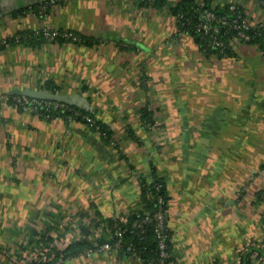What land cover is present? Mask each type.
Here are the masks:
<instances>
[{"label":"crops","instance_id":"0c3cea01","mask_svg":"<svg viewBox=\"0 0 264 264\" xmlns=\"http://www.w3.org/2000/svg\"><path fill=\"white\" fill-rule=\"evenodd\" d=\"M41 1L0 0V43L13 41L0 44V95L61 97L94 115L113 139L0 100V264L39 246L48 255L64 250L59 224L67 223L72 241L107 231L109 219L140 208L154 173L165 180L179 264H264L258 46L232 37L229 53H207L155 0H66L46 13ZM211 2L237 3L264 26V0ZM42 28L82 40L15 42ZM144 106L151 121L141 118ZM63 264L139 263L109 252Z\"/></svg>","mask_w":264,"mask_h":264},{"label":"built area","instance_id":"2783aa9c","mask_svg":"<svg viewBox=\"0 0 264 264\" xmlns=\"http://www.w3.org/2000/svg\"><path fill=\"white\" fill-rule=\"evenodd\" d=\"M63 1L66 0H44L38 3L37 8L41 13H46L51 6ZM29 10L34 12L35 8L33 6H30ZM198 13L200 20L196 24V31L201 32L205 35H210L212 37L210 42L213 48L217 49L218 54L226 53L228 48V43L224 39L218 37L221 28H226L232 30L235 33V38L239 41H251L254 36H261V40L254 44L258 46L259 52L264 56V26L262 24L251 23L248 20L246 14H244V11L241 10L240 6L237 3H231L229 7V13H225L216 11L211 7H208L206 3L201 0ZM180 33L186 34L185 30L180 31ZM32 34L49 40L55 39L60 35L68 38V42H81L82 40V38L74 35L67 30L64 31L42 28L40 30H35ZM24 37L25 35H16L15 42H21L22 38ZM11 43H13V41H3L0 44H4L7 46L11 45ZM13 98L19 104L23 105L24 108L29 112L40 113L45 118H51L54 115H59L67 120H77L76 115H81L79 111L74 110L72 107H70V103L49 99H40L37 97H30L26 95H15L13 96ZM0 100L8 101L10 100V95L1 94ZM67 111H73V113L65 117L63 114ZM82 118L85 119V123L89 127L95 129L102 137L106 138V133L102 130L101 125L96 121L95 118L91 117L90 115H83ZM148 182L153 183V180H150ZM145 184L146 183L144 182L143 185L145 186ZM154 187L157 189L161 188V184L155 183ZM147 195L150 196L149 193ZM158 203L159 207L153 213L152 217L144 216L141 219L134 220L130 224L128 221V216L113 217V225H109L107 231L103 232L100 230L98 234L90 239V242L93 246H90L86 249V256L109 252L117 255L123 252L126 255L129 254V259L139 264H179V257L177 256V253L174 250L175 248H173L172 245L173 234L165 219L166 210L164 208L165 204L163 205V203H165L163 196L158 195ZM149 221H152L155 225V240L158 252L155 259L146 260L131 243L127 244L125 234L128 231H131V233H133L135 232V230H140V232L138 233V238L143 239L145 233V223H148ZM66 225L67 223H63L62 225L59 224L63 235L60 236L58 234V239L59 242L65 243V246L67 247L72 242V240L71 237H68L70 233L69 231H66ZM99 238H103L105 239V241L99 243ZM247 248L248 246L240 248L239 256H243ZM56 250H58L57 247ZM48 252H51L50 248L47 247L45 249L39 246L27 251L21 260L11 258L9 264H45L53 260L55 257V252L51 255H48ZM66 260L67 259L64 260V258L60 257L55 261L54 264H63Z\"/></svg>","mask_w":264,"mask_h":264},{"label":"trees","instance_id":"16d2710c","mask_svg":"<svg viewBox=\"0 0 264 264\" xmlns=\"http://www.w3.org/2000/svg\"><path fill=\"white\" fill-rule=\"evenodd\" d=\"M142 1L147 2V3L151 2L148 0H142ZM200 1L201 0H179L175 2L174 4H167L166 0H155L154 3L158 6H166L168 10L177 18L178 32L185 30L186 34L193 36L195 40L199 43V45H201V48L204 49L207 53L213 52V53L218 54L217 49L213 48L210 42L212 37L210 35H205L201 32L196 31V24L200 20L199 13H198ZM203 1L206 3L208 7H211L212 9L216 11L225 12V13H229V7L232 3V2H229L223 7H216L212 4L211 0H203ZM240 8L241 10H243L241 6ZM263 31H264V28H263ZM234 34L235 33L232 30L221 28V31L218 37L224 39L228 43L229 39H231L232 37L233 38L235 37ZM24 35L25 37L22 38V42L28 45L29 44L32 45L36 41L40 42V41L49 40V39L35 36L32 34L31 31H29L28 33L26 32ZM51 40H61L63 42H68L69 39L60 35V36H57L55 39H51ZM260 40H261V36L256 35L253 37L251 41H246V42L243 41V42L256 43V42H259ZM86 41L87 40H83V43H87ZM1 47H3V45L0 46V49ZM227 53H229V43H228V48H227L226 53L221 54V55H225ZM10 101L18 105H21L13 97H10ZM70 107H72L74 110H77L81 113V115L79 116L76 115L77 121H81L85 123V119L82 118L83 115H90L91 117L95 118L94 115L86 111H83L75 107L72 104ZM72 113L73 111L71 112L67 111L63 115L66 117ZM152 113L153 112L148 109V106L147 107L144 106L141 109V118L144 120L151 121L153 119ZM95 119L101 125L102 130L107 135L105 140L110 141V139H113L112 131L107 126H105L100 120H98L97 118ZM153 178H154L153 183L145 182L146 183L145 186L144 187L142 186L141 188L142 190L141 204L142 205L140 206V208H137L130 213V216H128L129 224L136 219L143 218L144 216L152 217L153 213L159 207L158 195L163 196L164 202H165L163 203V205L165 204L164 208L165 210H167V196L168 195H167L165 180L156 173L153 174ZM143 180L146 181V178ZM155 183L161 184V188H158V189L155 188L154 187ZM148 193L150 194V196L147 195ZM165 219H166V214H165ZM108 224L112 226L113 219H109ZM144 229H145V233H144L143 239L138 238V233L140 232V230H135V232L133 233H131V231H128L125 234L126 242L127 244L131 243L141 253L144 259L146 260L155 259L157 257V252H158L157 244L155 240L156 239L155 225L152 221H149L148 223H145ZM48 239L49 238H46V241H48ZM104 241L105 239L103 238H99L98 240L99 243H102ZM90 246H93V245L88 239V237H83L81 238V240L72 241L64 250H55V257L53 260L50 261L49 264H54V262L60 257L64 258L65 260V259L72 258V257L86 255L85 254L86 249ZM128 255H126V257H128ZM249 261L250 260H248L247 261L248 263H245V264H250ZM32 264H38V263H32ZM45 264H48V263H45Z\"/></svg>","mask_w":264,"mask_h":264},{"label":"water","instance_id":"95a60500","mask_svg":"<svg viewBox=\"0 0 264 264\" xmlns=\"http://www.w3.org/2000/svg\"><path fill=\"white\" fill-rule=\"evenodd\" d=\"M27 96L30 97H37L40 99H49V100H56V101H61V102H66V103H70L68 100L66 99H62L61 97L58 96H53V95H48V94H44V93H39V94H28ZM71 104V103H70ZM121 254H123L124 256H126L125 253L121 252Z\"/></svg>","mask_w":264,"mask_h":264},{"label":"rangeland","instance_id":"374dc122","mask_svg":"<svg viewBox=\"0 0 264 264\" xmlns=\"http://www.w3.org/2000/svg\"><path fill=\"white\" fill-rule=\"evenodd\" d=\"M260 24V23H259Z\"/></svg>","mask_w":264,"mask_h":264}]
</instances>
